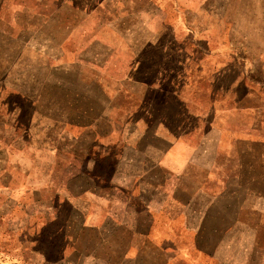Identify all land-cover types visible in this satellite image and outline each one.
<instances>
[{"label": "rangeland", "instance_id": "1", "mask_svg": "<svg viewBox=\"0 0 264 264\" xmlns=\"http://www.w3.org/2000/svg\"><path fill=\"white\" fill-rule=\"evenodd\" d=\"M25 9L26 26L22 14V23L17 19L12 28L11 76L6 72L9 68L2 65V59L7 63L9 53L0 50V264H87L89 260L83 253L89 249L118 260L120 234L111 231L107 240H103L99 234L86 233L66 204L61 205L59 219L48 212L33 223L35 212L31 205L26 212L14 202L19 189L27 183L22 169L27 170L25 167L35 153L52 159L51 151L40 153L32 146L35 143L30 134L35 130L29 125L39 118L42 122L46 117L76 122L86 118L102 132L105 124L110 130L112 122L120 125L133 120L147 126L150 122L160 133H164L160 128L163 122L168 125L186 122L189 128L200 125L205 137L199 131L193 132L192 144L202 141L206 145L215 169L229 174L250 170L252 187L263 188L264 147L256 142L248 147L239 140H244L242 129L246 124H264V93L260 91L264 83H258L264 75V0H24V5L9 4L8 11L18 13ZM0 13L8 14L5 8H0ZM184 28L187 33H183ZM232 40L244 43L252 53L253 66L257 62L251 95L239 102L233 96L214 100L212 89L218 84L211 83V76L198 78L199 82L182 84L188 108L185 115L184 105L178 106L175 94L179 91L177 70L182 55L177 51L179 43L186 46L189 56L200 57L206 41L226 45ZM243 93L244 89H240V94ZM213 101L216 109H211V113ZM83 106L89 107L86 116L79 114ZM76 128L77 133L83 129ZM35 133L41 140V131ZM21 143L27 146L20 150ZM220 143L234 146L236 153L227 150L221 155L220 150L216 151ZM247 148L250 151L244 154ZM110 149L114 152L115 146ZM77 150L83 153V145ZM230 154L233 156L228 160L226 156ZM200 157L207 159L205 154ZM6 159L24 167L10 168ZM245 160H250V164ZM110 161L108 175L116 169L114 159ZM4 165L9 168L7 172L2 168ZM50 165L54 169L52 175L36 173L58 179L68 172L67 162ZM202 169L191 167L195 171ZM239 179L234 180L236 187L244 181ZM6 185L11 189L12 202L2 194ZM37 197L43 201L46 195ZM252 197L259 202L258 195ZM216 205L209 203L204 211L205 226L199 228V233L185 230L179 218L167 225V219L156 216L157 226L150 235L159 243H146L145 256L157 252L164 240L165 245L198 263L201 260L199 254L195 258V251L218 250L221 245L218 240L225 228L215 226L222 222L215 217ZM239 205L237 200L236 219L239 213L248 218L247 211L239 212ZM228 213L231 216L232 212ZM219 214L224 216L226 212L220 207ZM71 217L75 222L70 227ZM250 219L251 228H235L238 237L251 241L246 244L249 251L240 253L237 259L245 260L246 264H264V227L258 225V212L253 211ZM140 229L145 231L146 227ZM144 261L148 262L146 258ZM202 263L212 261L205 254Z\"/></svg>", "mask_w": 264, "mask_h": 264}, {"label": "crops", "instance_id": "2", "mask_svg": "<svg viewBox=\"0 0 264 264\" xmlns=\"http://www.w3.org/2000/svg\"><path fill=\"white\" fill-rule=\"evenodd\" d=\"M13 2L24 5V0H13ZM13 2L0 0V8L7 9L8 13H0V50L9 53L7 63L2 59V65L9 68L6 71L9 72V76L12 70L10 55L13 48L12 28L17 19H20L22 23L20 17L22 14L26 26L25 19L28 14L26 9L18 13L8 11L9 4ZM183 33H187V28H184ZM179 34H182V28ZM244 45L234 40L226 45H213L206 41L201 56L191 57L186 53L188 51L186 46L179 43L177 51L182 52V55L179 57L180 67L177 70L179 91L175 94L178 106L184 105L185 115L188 108L186 97L182 92V84L199 82L198 78L211 76L213 78L211 83L218 84L212 89L214 100L233 96L239 102L241 98L246 99L251 95L253 91L252 73L257 67V62L255 61L253 66L252 53ZM19 49H22V45ZM260 68H263L262 64ZM258 83L260 85L264 83V75L263 80ZM240 89H244L242 95ZM260 91L264 93V88ZM215 107L216 103L213 101L210 105L211 113L213 109H216ZM248 107H251L250 104ZM88 108L83 106L79 114L86 116ZM151 114L149 107L148 116L150 117ZM164 123L160 127L164 133L157 132L156 125L150 126V122L147 126L136 120L120 125L112 122L110 130L108 124H105L102 132L97 131L90 119L86 120V118L78 122L67 118L50 120L46 117L43 122L41 118L36 119L29 125L35 130L33 134H30L35 143L31 145L40 153L51 151L52 159L43 158V154L40 156L35 153L32 161L29 160V165L25 167L27 170L22 169L21 167L24 166L17 161L12 163L11 159H6L10 168L22 169L27 178V183L23 189H19V197H15L14 202L21 204L26 212L27 206L31 205V210L35 212L33 223H37L39 217L48 212L59 219L58 212L61 205L66 204L86 233L99 234L103 236V240H107L106 236L111 231L120 234L121 246L118 260L106 253L92 252L89 249L83 253L84 258L89 260L87 264H183V262L184 264H203L205 254L212 264H246L245 260L242 262L237 259V256L249 251L246 250V244L251 241L238 237L235 228L237 226L251 228L250 217L253 211L259 213L258 225L261 228L264 227V186L263 188L261 186L252 187L250 181L253 177L250 175V170L241 171L238 174H229L221 169L216 170L211 151L206 149V145L202 144V141L200 144H192L190 138L192 133L199 131L200 135L202 134L200 125L189 128L186 122L180 125ZM76 126L83 128L80 133H77ZM242 130L245 136L244 140H239V142L247 144L248 147L256 142L264 147V124H246ZM40 131L41 140L38 136L37 138L34 136L38 134L35 132ZM202 137H205L204 134ZM233 143L235 144L236 141L233 140ZM80 145H83V153L77 150ZM111 145L115 146L114 152H111ZM229 145L225 146L220 143L216 151L220 150L221 155L227 150L235 154L234 146ZM24 146L27 145L21 143L20 150ZM249 151L250 148L245 149L244 154H248ZM62 154L66 156L61 158ZM204 154L207 159L200 157ZM53 156L57 161L54 162ZM230 156L233 155L226 156L228 160ZM111 159L116 162V169L108 175L107 167ZM19 160L22 159L19 158ZM61 161L68 164V172L61 178L44 177L36 173L43 172L52 175L54 169L51 165L49 166V163L58 164ZM24 162L27 163L23 160ZM246 162L250 164V160H245ZM40 163L41 166H39ZM203 163L207 165H202ZM194 164L203 169L201 171L191 170ZM2 168L5 172L9 170L7 165ZM239 178L244 181L243 183L238 182L236 187L234 180L240 181ZM261 178L260 174L259 179ZM6 186L2 194L7 199L10 198L12 202L11 189L8 185ZM42 193L46 195L43 201L37 197V194ZM253 194L259 196V202L256 198L253 200ZM236 195H243V198L241 199L240 196L236 198ZM246 196H249L247 200ZM23 197H25L24 201ZM237 200L240 202L239 212L247 211L248 218L239 213V219H236ZM209 203L218 204L215 206L217 207L215 217L220 218L222 222L216 223L215 226L225 228V233L218 240L221 242L218 250L214 252L195 251V258L198 259L199 254L201 260L198 263L185 258L179 250L165 245L166 240H164V244L159 246L157 252L153 254L149 252L145 256L146 252L143 248L146 243L154 245L159 243L150 235L151 230L157 226L156 216L162 215L163 219H167V225H171L172 220L179 218L185 230L199 233V228L205 226L204 211L208 209ZM220 207L226 212L224 216L219 214ZM230 211L231 216L228 213ZM73 221L74 217H71L70 227L74 225ZM141 226L146 227V230H141ZM140 244H142V250L139 249ZM145 258L148 262L144 261Z\"/></svg>", "mask_w": 264, "mask_h": 264}]
</instances>
